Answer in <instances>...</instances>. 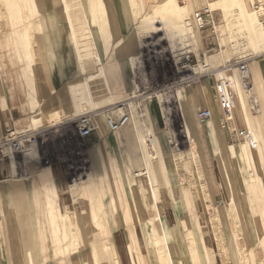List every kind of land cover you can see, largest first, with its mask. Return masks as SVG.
Wrapping results in <instances>:
<instances>
[{
  "label": "rangeland",
  "instance_id": "374dc122",
  "mask_svg": "<svg viewBox=\"0 0 264 264\" xmlns=\"http://www.w3.org/2000/svg\"><path fill=\"white\" fill-rule=\"evenodd\" d=\"M1 1L0 37L4 32ZM67 1L74 29L66 24L65 0H36L43 22L38 31L43 43L42 47L36 45L35 32L28 29V49L35 72L28 75L32 86L38 79L46 81L43 74L39 78V69L51 75L58 90L87 80L92 88L80 87L59 104V117L51 115L35 123L32 119L33 127L59 125L88 113L95 114V129L102 134L107 128L101 115L103 108L134 100L132 108L136 111L131 123L117 136L122 139L123 151L122 157L116 156V171L98 174L92 168L89 176L69 180L72 185L75 183L74 191L82 185L80 194L86 209L101 214L105 211L104 200L108 202L107 211L121 216L118 225L138 264H171V257L174 264H210L214 254L226 264H264V175L261 172L257 182L248 163L224 154L232 144L250 148V153L264 146V106L261 114L256 113L261 105L256 91L253 88L251 95L258 101L255 110L251 108L252 99L244 93L256 124L263 125L261 129L254 128L257 146L252 147L244 137L250 130L241 115L239 98L233 119L228 116L226 125L212 90L215 79L229 75L237 79L235 63L239 60L248 59L251 76L254 66H261L264 72V27L253 9L255 3L264 0H248L242 10L238 0H154L148 5L142 0V10L137 0H94L98 20L93 1L84 0V7L77 3L79 0ZM205 4L214 9L215 24L198 29L192 22V13ZM154 6L162 8L152 22L144 21L146 11ZM51 10L53 13L44 15ZM26 17V26L31 27L30 18ZM185 22L191 23L188 31L182 28ZM249 22L255 42L249 39L252 29L245 27ZM54 27L66 44L65 52L62 45L61 49L51 45L49 33L55 31L58 37ZM75 42L84 54L81 59ZM55 78L62 79L58 85ZM135 95L138 96L133 98ZM203 106L210 108L211 117L199 122L195 114ZM140 110L155 139L156 155L150 154L140 140ZM208 124L215 130L212 137L205 132ZM18 164L17 161L14 177L19 175ZM253 166L259 170V162ZM140 168L142 171L136 176ZM156 208L172 249L170 255L155 218ZM164 214H169V221ZM64 217L78 222L69 223L68 236L65 234L69 246L65 250L72 252H60L59 264L73 256V264H100L104 254H108L104 264L113 262L106 239L102 238L104 223L88 221L91 227L84 231L82 226L87 223L82 222L88 219L86 215L75 211ZM22 223L15 224L27 237V225ZM72 234L80 235L82 240L78 236L73 241ZM28 240L30 246L36 243L38 247V240ZM29 244L26 238V251Z\"/></svg>",
  "mask_w": 264,
  "mask_h": 264
},
{
  "label": "crops",
  "instance_id": "0c3cea01",
  "mask_svg": "<svg viewBox=\"0 0 264 264\" xmlns=\"http://www.w3.org/2000/svg\"><path fill=\"white\" fill-rule=\"evenodd\" d=\"M119 1L121 0H115V3ZM139 1V8H143V1ZM145 1L148 5L154 0ZM1 2L4 32L0 37V139L12 129H37L33 127L32 119L35 123L43 117H51V115L59 117V104L82 86L88 90L92 88V84H88L87 80L86 83L79 81L65 85L58 90L57 86L51 82V75L39 69L36 71L39 78L43 74L46 81L38 79L37 84L32 86V79L28 72H35L34 60L28 49L30 42L28 29L34 30L36 45L42 47L43 43L38 33L43 22L37 2L36 0H2ZM50 13H53V10L44 15ZM27 15L32 23L31 27L26 26ZM56 30L58 37L55 31L52 34L49 33L51 45L52 47L53 44L57 47L62 45V50L65 52L66 44L60 38L59 29ZM263 73L261 66H254L252 84L259 102L264 106ZM24 79L27 80L28 85ZM61 80V78H55L56 85ZM40 108L42 110L38 113L39 115L35 116ZM179 108L180 106L177 105V109ZM106 129L100 134V130L96 128L90 136L79 138L90 157L91 169L93 168V172L98 174H110L116 171V156L122 157V139L115 134H108ZM59 146V142L51 137L47 144L32 147L26 154H14L10 158L3 157L2 159L0 155V264H59L60 252H68V255L72 252L70 248V251L65 250L69 246V241L65 238V234L68 236L69 223L78 222L77 220L72 221L73 217L70 219L64 216H72L75 211L88 217L82 222L87 223L82 226L84 231L91 227L89 222L104 223L102 238L106 239L105 244L109 247V256L113 262L138 264L132 259L125 232L118 225V222L122 221L121 216L115 212H108L109 204L105 200L104 213L94 214L92 210L85 207L84 196L80 194L82 185L79 186L78 191L73 190L72 186L75 183L72 185L69 182L64 174V165L56 158ZM47 158L50 160L47 161ZM17 161L19 175L14 177ZM88 189L92 188L88 187ZM164 216L166 221L170 220L169 214H164ZM20 221L27 225V237L24 236L23 229L19 228L20 226L17 227ZM63 223H66V233H64ZM78 236L80 238V235L72 234L71 239L77 240ZM87 236L91 239L90 235L87 234ZM26 238L27 244H29L28 238L32 242L38 240V247L36 243L34 246L29 244L26 251ZM73 257L63 264H73ZM80 258L85 260L82 254ZM106 258L108 259V254H104L100 264H104L103 261H106ZM37 261L40 262L37 263ZM210 264L226 263L214 254Z\"/></svg>",
  "mask_w": 264,
  "mask_h": 264
},
{
  "label": "built area",
  "instance_id": "2783aa9c",
  "mask_svg": "<svg viewBox=\"0 0 264 264\" xmlns=\"http://www.w3.org/2000/svg\"><path fill=\"white\" fill-rule=\"evenodd\" d=\"M253 9L257 15L258 23L264 27V2L255 3ZM192 22L198 29L213 27L215 24L214 9L210 8L208 4L201 6L192 13ZM235 66L237 79L234 75H229L221 79H215L212 84L215 101L225 120L230 115L234 116L236 111L238 101L236 83L239 84L248 98L252 99L253 84L248 59L237 61ZM137 96L135 95L133 98ZM133 101L125 100L103 108L101 115L110 133L118 136L131 123L133 113L136 114V111L132 108ZM257 107L258 104L252 99L251 108L255 110ZM94 115L82 114L59 125L43 126L34 130L13 129L0 139L1 159L3 157L10 158L14 154H26L30 152L32 147L45 145L53 137L60 145L56 158L64 165V174L68 179L72 181L89 176L92 170L90 158L79 138H85L92 134L96 127ZM210 115V108L203 106L197 109L195 117L199 122H205L210 118ZM137 117H139L138 126L141 132L140 140L142 139V143L150 154L156 155L155 139L145 119V113L140 110ZM244 137L248 140L250 133L247 131ZM140 171H142V168L135 172L136 176L140 174Z\"/></svg>",
  "mask_w": 264,
  "mask_h": 264
},
{
  "label": "bare ground",
  "instance_id": "6f19581e",
  "mask_svg": "<svg viewBox=\"0 0 264 264\" xmlns=\"http://www.w3.org/2000/svg\"><path fill=\"white\" fill-rule=\"evenodd\" d=\"M91 1H93L94 2V0H91ZM137 1H139V0H137ZM247 1L248 0H238V5H239V8H241V10L246 6V4H247ZM77 3H79L81 6H83L84 7V0H79ZM94 4H95V9H94V12H95V14H96V18H97V20H98V17H97V12H98V9H97V5H96V3L94 2ZM63 6L65 7V9H64V12L66 11L67 12V14L65 13V19H66V24H67V26L70 28V29H74L75 27H74V23H73V21L74 20H72L73 19V17L72 16H70V13H69V11H68V9H69V7L71 6V5H69L68 4V1L67 0H65V2H64V4H63ZM63 7V8H64ZM144 8V7H143ZM143 8H140V10H142ZM162 7L161 6H154V7H152V8H149L147 11H146V16H145V18H143L144 19V21H147V22H152L155 18V15L157 14V13H159V11H160V9H161ZM100 10V9H99ZM182 13V12H181ZM188 16V15H187ZM47 17V16H46ZM185 17H186V15H185ZM47 21H50L48 18H47ZM93 22H94V20H93ZM49 23V22H48ZM78 23H80V22H78ZM145 24V23H144ZM190 25H191V23L189 22V24H188V22L186 23L185 22V25L182 27V28H185L184 29V31H188L189 29V27H190ZM247 25H249V27H247V28H250V30L252 29V31H250V36H249V39H250V41H252V42H255L256 41V38H254L255 37V33H254V30H253V28H252V26L250 25V22H249V24H245V27L247 26ZM76 26V25H75ZM105 28V27H104ZM263 30H264V28H263ZM192 31V28L190 29V32ZM247 31V30H246ZM249 32V31H248ZM133 33V32H132ZM247 33V32H246ZM137 34V33H136ZM74 35V34H73ZM192 35H194V34H192ZM191 35V36H192ZM249 34H247V36H248ZM196 37V36H195ZM194 38V37H193ZM261 38H262V35H261ZM263 39H264V36H263ZM75 44V46H76V42L74 43ZM260 44V43H259ZM80 45V44H79ZM77 47H78V45L76 46V50H77V54H78V59H81V55H82V57H83V55L84 54H81L80 52H79V50L77 49ZM85 48H84V50L86 51V49H87V46H84ZM119 49L121 48L122 49V47L119 45V46H117ZM87 52V51H86ZM114 53V52H113ZM113 56H114V54H112ZM78 62H79V60H78ZM236 71V70H235ZM85 83H86V81H85ZM239 90V91H238ZM241 90V91H240ZM236 91H237V95H238V98H239V105H240V112H241V115H242V117H243V120H244V122H245V124H246V126L249 128V130L250 131H248L249 133H250V137L248 138V145H250V146H252V147H255V146H257V143H256V137H255V134H254V128H255V130H256V128H263V125H261V124H259V125H257L256 124V122H255V115H252L251 113H250V111H249V108H248V105L246 104L247 102V96H245V94H244V92L242 91V89L240 88V86H239V84L238 83H236ZM257 104H258V101H257V99L256 98H254L253 99ZM245 101V102H244ZM245 104H246V106H245ZM247 107V108H246ZM256 113H258V114H261L262 113V104L260 105V107L258 108V109H256ZM210 117H211V115H210ZM231 118H232V115H231ZM233 119V118H232ZM226 120H227V118H226ZM226 120H225V124L227 125V123H226ZM214 129L213 128H211V126L208 124V125H206L205 126V132H206V134H207V136L208 137H212L213 135H214ZM263 143V142H262ZM250 151V148L248 149V148H246V147H243V146H241L240 144H232V145H230V146H228V148L226 149V151H225V155H227V157L229 158V159H240V160H244L246 163H248V165H249V167H250V170L252 171V176L253 177H255L256 178V181L258 182L259 180H260V175H261V172H262V174L264 175V146L262 145V146H260L259 147V149H257V150H252V153H250L249 152ZM249 153H250V155H254V156H249ZM251 161H254L253 163H251ZM256 162H259V170L258 169H254V166H253V164H255ZM252 164V165H251ZM256 182V183H257ZM257 185H258V183H257ZM259 186V185H258ZM156 207V206H155ZM157 209V208H156ZM154 210L155 211V218L157 219V220H159V226H160V229H161V232H162V235H163V239H164V242H165V244H166V248L168 249L167 250V252H168V254L170 255V253L172 252V249H171V247H170V244H168V242H169V240H168V238H167V236H166V233H165V228H164V225L161 223V221H162V219L160 218V214H159V212H158V209L157 210ZM63 228H64V230L66 231V228H65V226H66V223H64L63 224ZM91 240V239H90ZM170 262H171V264H174V259L171 257L170 258Z\"/></svg>",
  "mask_w": 264,
  "mask_h": 264
}]
</instances>
